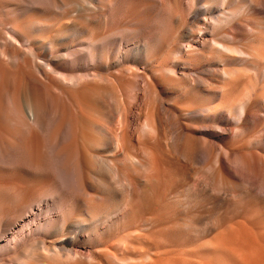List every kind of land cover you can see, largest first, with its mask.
<instances>
[{"label":"bare ground","instance_id":"6f19581e","mask_svg":"<svg viewBox=\"0 0 264 264\" xmlns=\"http://www.w3.org/2000/svg\"><path fill=\"white\" fill-rule=\"evenodd\" d=\"M162 1L0 0V259L5 263L33 264L44 257L48 264H96L94 258L82 262L83 255L66 246H76L81 233L95 238L114 194L124 196L132 188L126 161L120 160L132 141L129 131H138L139 144L143 138L154 141L150 161L157 159L159 166L183 177L190 174L198 154L209 164L215 157L212 144L199 149L191 122L184 125L180 119L212 118L209 98L216 99L218 91L202 90L199 95L201 81L179 82L170 66L160 69L153 64V53L168 31ZM116 6L135 9L128 11L134 16L132 29L121 28L123 21L112 14ZM210 17L203 19L205 28L222 21ZM195 28L193 24L188 30L189 50ZM79 34L83 38L78 39ZM177 49L172 51L173 61L185 55ZM186 58L193 62L198 56L187 53ZM113 71L123 78L102 75ZM180 102L186 104L184 110ZM135 104L136 124L131 127ZM248 108L242 101L235 113L221 109L213 118L237 124ZM164 124L170 132L166 143ZM235 126L229 131H236ZM134 163L144 166L140 160ZM216 163L213 160V166ZM233 163L235 170L247 166L243 155ZM213 166L209 174L204 172L208 181L200 179L208 191L221 186L219 169ZM132 208L126 204L123 211L127 214ZM47 240L55 248H47ZM38 248L41 254L33 251Z\"/></svg>","mask_w":264,"mask_h":264},{"label":"rangeland","instance_id":"374dc122","mask_svg":"<svg viewBox=\"0 0 264 264\" xmlns=\"http://www.w3.org/2000/svg\"><path fill=\"white\" fill-rule=\"evenodd\" d=\"M161 8L168 15L165 17L168 31L163 35V38L166 36L163 44L153 53V64L160 69L170 66L179 82L185 80L193 84L201 81L196 89L199 95L202 90H217L218 97L209 98L213 117L221 109L230 108L235 113L242 101H246L250 112L247 110L246 114L239 115L241 120L237 124L219 117L199 116L191 121L181 117V123L191 122L189 125L194 127L192 134L196 146L201 149L204 143H211L208 146L215 155L209 164L198 154L191 166L192 172L185 177L159 166L157 159L150 161L152 151L156 150L154 141L143 138L139 144L135 141L138 131H129L132 141L120 160L126 161L123 166L129 172L131 187L135 189L130 188L128 191L133 192L124 196V193L114 194L113 209L108 208L107 215L98 222L99 233L95 238H89V233H81L78 244H68L66 250L82 254L84 263L94 258L96 264H264V0H165ZM134 10L131 7L128 11ZM128 11L119 6L112 11L114 17L123 21L122 29H132L130 25L134 16ZM171 16L178 20L171 22ZM210 16L221 18L223 22L205 28L203 19ZM193 24L196 32L191 52L186 44L189 42L188 30ZM77 38L83 37L79 34ZM180 45H183L182 48H179ZM177 47L185 55L182 60L179 57L180 60L173 61L176 53L172 51ZM187 53L192 57L198 56L194 63L187 60ZM102 75L114 78L124 76L117 71ZM162 97L166 100L171 98ZM215 103L223 105L218 107ZM107 106V112H110L111 102ZM179 106L181 110L187 107L184 102H180ZM136 108L135 104L131 127L136 124ZM233 126L235 133L229 131ZM168 131L164 124L162 135L165 143L170 138ZM242 155L247 166L243 170H235L233 161ZM134 160H140L144 166L135 164ZM213 160L218 162L217 165L213 166ZM211 163L219 169L221 186L217 190L209 189L210 192L201 180L208 181L206 175L212 168ZM199 173L201 177H198ZM200 184L202 188H199ZM90 195L93 196L92 193ZM144 197H147L146 200ZM124 201L133 206V211L124 213ZM134 208L136 211L132 213ZM65 241L61 240L58 248H62ZM46 247L55 248L49 240ZM33 251H36L35 254L42 253L39 248ZM37 259L31 263L39 261L38 264H48L44 257ZM2 261L0 259V264H7Z\"/></svg>","mask_w":264,"mask_h":264}]
</instances>
